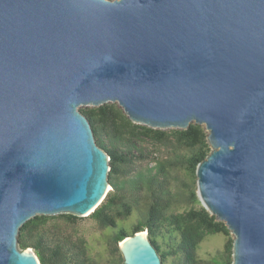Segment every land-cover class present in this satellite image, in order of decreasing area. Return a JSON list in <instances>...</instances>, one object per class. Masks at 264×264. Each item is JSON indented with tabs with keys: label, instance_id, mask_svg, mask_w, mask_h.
Listing matches in <instances>:
<instances>
[{
	"label": "water",
	"instance_id": "obj_1",
	"mask_svg": "<svg viewBox=\"0 0 264 264\" xmlns=\"http://www.w3.org/2000/svg\"><path fill=\"white\" fill-rule=\"evenodd\" d=\"M137 125L202 126L201 206L233 236L231 264H264V0H0V264L35 216L88 217L111 189L81 106ZM123 264H162L147 231Z\"/></svg>",
	"mask_w": 264,
	"mask_h": 264
},
{
	"label": "trees",
	"instance_id": "obj_2",
	"mask_svg": "<svg viewBox=\"0 0 264 264\" xmlns=\"http://www.w3.org/2000/svg\"><path fill=\"white\" fill-rule=\"evenodd\" d=\"M79 111L109 158L111 189L88 216L99 229L112 230L107 264H123L118 243L142 231L162 264H231L233 238L196 194L195 169L210 151L204 128L151 129L133 124L111 103ZM133 214L129 229L122 226ZM78 219L69 214L35 216L19 228L18 246L32 249L39 264H95L86 241L67 232V225ZM219 234L226 238L222 249L206 260L198 258L199 245Z\"/></svg>",
	"mask_w": 264,
	"mask_h": 264
},
{
	"label": "rangeland",
	"instance_id": "obj_3",
	"mask_svg": "<svg viewBox=\"0 0 264 264\" xmlns=\"http://www.w3.org/2000/svg\"><path fill=\"white\" fill-rule=\"evenodd\" d=\"M83 108L92 107L81 106L78 110ZM135 219L136 215L133 214L127 222H123L121 225L129 229L130 225L135 222ZM67 232L72 237H82L86 241L88 253L90 254V257L93 258L95 264H107L109 258L111 259L108 247V240L112 234L111 229L101 230L97 227L94 220L85 217L79 218L73 224H68ZM230 237L233 238L232 234H230ZM225 240L226 238L221 234L207 237L198 247V258L201 260L208 259L211 255H214L217 251L222 249Z\"/></svg>",
	"mask_w": 264,
	"mask_h": 264
}]
</instances>
